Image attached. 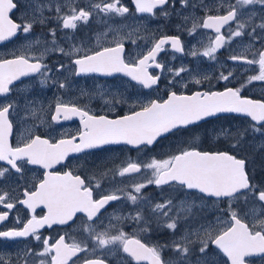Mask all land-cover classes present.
I'll return each instance as SVG.
<instances>
[{"label":"snow or ice","instance_id":"snow-or-ice-1","mask_svg":"<svg viewBox=\"0 0 264 264\" xmlns=\"http://www.w3.org/2000/svg\"><path fill=\"white\" fill-rule=\"evenodd\" d=\"M178 2L184 9L201 8L204 15L198 18L177 12V0H132L134 12L123 3V0H99L86 6L69 0L67 4H56L54 7L50 3L45 4L44 0H29L26 7L31 9V16L29 17L26 12L21 21L16 22L10 13L17 9L18 3L14 0H0V43L9 41L20 33L27 38L37 24L41 26L49 24L53 17L44 14L46 8L49 12H55L56 22V27L48 29L51 47L45 40L43 49L38 55L34 54L30 51L33 45L41 44V39L36 37L20 54L13 52L11 58H0V97H7L13 91L14 82L29 76H38L37 84L41 88H67L69 86L67 77L50 78L49 73L53 71L63 74L65 70H70L74 76L88 74L113 76L122 73L145 89L157 86L161 80V75L150 69L172 72L174 77H181L182 73L189 72L184 66L173 69L158 60L159 54L166 50V46H170L171 50L177 53L185 52L179 36L153 37L151 47L134 58L128 56L125 50V41L131 33L123 38L114 39L111 46L100 45L95 49L71 45L66 50L59 45L56 38L57 28L74 32L79 25L88 24L94 15L100 14L106 18L127 19L136 14H148L168 19L175 13L182 16L183 20V24L177 25L178 29L186 28L187 23L191 21V27L186 28L189 36L196 35L197 30L201 28L214 30L215 36L209 38L207 45H203L202 52L195 45L192 46L187 53L192 57L202 55L214 60L217 51L236 38L248 36L252 40H258L262 47L252 53L251 59L245 54H233L228 59L250 66L258 65V74L249 76L247 83L264 82V0H235V3L230 0L228 2L213 0L211 4L205 3V0H200L199 4L191 3V0ZM257 5L261 10V22L254 24L255 12L243 13L242 9ZM213 12L215 14H212ZM242 15H247V23L241 21ZM233 22L237 26L235 30L230 27ZM247 24H252L250 32L245 31ZM225 26H229L227 35L222 33ZM257 29H260L259 33ZM109 31L120 35L118 29L110 27ZM102 35L106 36L107 33ZM97 41L99 42V36ZM130 42L133 45L137 44L136 39H131ZM245 51L247 52V49ZM49 52L68 57L70 65L75 67L69 69L68 65L57 63L53 69L45 63ZM230 77H233L232 71L227 74L221 72L217 79L228 81ZM206 79L209 77H193V82L199 85ZM169 85L174 87L175 81L170 80ZM187 86V83L182 85L184 88ZM20 87L23 88V81ZM244 87L246 84L236 88L226 86L223 91L197 90L190 94L169 91L166 99H151L147 102L136 100L130 105L129 111L113 118L108 115H97L86 106L82 107L57 98L50 121L59 124L61 121H70L78 117L80 127L76 134L62 133L58 139L33 134L15 146L10 142L14 132L11 117L19 107L18 102L11 100L0 103V162L6 165L0 166V182L13 171L23 176L26 165H38L44 169L42 178L37 183L23 187L20 195L14 196L12 192L0 187V207L5 209L0 211V223L9 218V213L18 204L24 206L30 213V217L24 222L17 217L16 223H22L21 227L0 231V238L33 237L36 241L42 242V251L34 253L41 257L39 264L78 262L108 264L106 258L87 255L90 251L94 253L97 247L107 249L105 255L116 257L121 264H124L126 259H130L134 264H255L257 258L264 261V179L257 182L256 170L252 167L255 161L240 154L250 133L264 136V99L243 96L241 92ZM104 103L107 105L109 102L105 100ZM111 103L114 110L115 104L127 101L113 97ZM221 113L250 118L246 128L235 131L231 128L216 130L217 139L223 137L230 141L228 150L205 151L193 143L179 148L167 158L153 157L143 163L129 160L113 173V179L115 176L130 177L133 174H141L142 170L149 171L150 175L132 185L105 190L99 198L95 195L96 190L102 188L103 180L108 179L112 170L101 172L99 177L95 174L91 177H82L72 169L62 172L54 170L57 165H64L72 154L85 153L91 149H101L110 145H128L137 150L148 148L153 146L158 138L188 129L206 118ZM32 114L35 115V110ZM260 150H264V144L257 149ZM261 168L264 169V162L261 163ZM93 180L95 183H92ZM149 185H155L160 189L168 186L187 194L199 193L202 194L200 197L202 200L205 198L226 200L227 208L222 211L228 219L225 221L217 216L215 223L206 221L196 228L188 227L184 234L167 244H149L140 235L129 234L122 227L117 228L111 224V220L109 225L115 230V234L110 230H96L97 221L102 215L101 210L106 209L111 202L121 199L137 207L134 213L130 212L126 217L114 215L113 219L134 222L140 226V233L150 232L153 223L175 233L181 220L194 218V213L198 209L195 200L189 201L184 198L177 202L169 197L163 201L153 202L143 194V190ZM37 209L44 210V214L37 215ZM80 213L86 216L82 230L88 233L94 241V246L90 247L86 241L73 240L69 243L65 235H59L55 239L42 238L40 230L45 226L52 228L54 225H68L69 222H74ZM193 236L196 237L195 240L191 238ZM166 248L174 254L169 260L162 258ZM82 253L85 255L82 256ZM31 254H33L31 249L25 253L24 264H27V256ZM0 264L4 262L0 260ZM15 264H20V258Z\"/></svg>","mask_w":264,"mask_h":264},{"label":"flooded vegetation","instance_id":"flooded-vegetation-1","mask_svg":"<svg viewBox=\"0 0 264 264\" xmlns=\"http://www.w3.org/2000/svg\"><path fill=\"white\" fill-rule=\"evenodd\" d=\"M18 3L17 9H14L10 14L11 18L20 22L21 18L27 12L29 17L31 16V9L26 5L29 0H14ZM69 0H44L45 4H51L53 7L56 4H67ZM90 2L95 3L99 0H75V3L80 6H86ZM218 2V0H217ZM228 2V0H225ZM235 3V0H230ZM123 3L127 5L134 12V5L132 0H123ZM191 3L199 4L200 0H191ZM205 3L211 4L213 0H205ZM250 7H252L250 9ZM176 10L183 15H190L195 17H202L204 12L201 8H181L177 0ZM243 11V9H242ZM255 12L254 24L261 22V10L260 6H249L246 13ZM46 16L53 17L49 24L41 26L37 24L32 33L25 38L24 34L20 33L17 37L12 38L9 41L0 43V58H11L12 53L20 54L25 51L30 43L36 38L41 39L40 45H33L30 50L34 54L38 55L39 51L43 49L44 41L48 42V46L51 47V36L48 34L50 27H56L55 12H49L45 9ZM212 14H215L213 12ZM242 22L247 23V16L240 17ZM178 24H183L182 16L173 14L170 18L164 19L161 16L152 17L148 14H136L130 16L127 19L122 17H103L102 14L94 15L88 24H81L73 32L72 30H62L57 28L56 38L60 46L65 47L67 50L71 45L82 47L83 49H95L98 46H111V42L114 39L123 38L126 34L131 33L129 38L125 41L126 54L131 58L136 57L138 54L145 53L148 48L151 47V40L153 37H159L161 35L179 36L185 52L177 53L171 50L170 46H166V50L161 52L158 56V60L163 62L166 67L178 69L181 66L189 69V72L181 74V77H174V73L164 71L160 72L158 69H150L155 74L161 75V80L157 86L151 89H145L141 85L132 81L129 77L124 76L122 73L114 74L113 76H104L101 74H88L81 76H74L70 70H65L63 74L49 73L50 78L59 77L64 79L67 77L68 87L65 89H59L58 87L41 88L38 86L37 81L39 77H23V88L20 87L21 81L14 82L13 91L8 94L7 97H0V103H6L11 100L18 102L19 107L13 112L11 119L14 122L13 136L10 138V142L15 146L21 143L29 135H41L51 136L56 139L60 138L61 134L74 135L80 127L79 118L74 117L70 121H61L59 124L52 123L50 117L54 111V105L57 98L64 102H70L78 104L79 106H86L90 111L97 115H108L110 118L123 115L129 111L130 105L136 100L147 102L151 99H166L169 91L185 92L190 94L193 91H223L227 87H240L241 84H246V87L242 89L241 94L245 97L252 99H264L262 93L256 91V86L259 84L247 83L249 75L258 74V65H247L241 62H234L228 59L230 55L245 54L249 59L252 58V53L261 49L262 44L258 40H252L248 36H242L236 38L232 43L225 45V47L219 49L216 53V59H209L198 55L192 57L187 53L192 49V46L199 51H203V45H207L209 38L215 36L214 30L211 29H198L196 35L189 36L186 28L191 27V21H189L185 27L177 28ZM120 30V35L117 36L115 32L109 31V28ZM231 29H236V23L233 22L230 25ZM252 24H247L246 32L251 31ZM138 28V31L134 29ZM229 26L222 28V33L227 35ZM107 35H102L103 33ZM260 29H257V33ZM99 36V42L97 37ZM136 39L137 44L133 45L130 41ZM251 45V46H250ZM247 49V52L245 51ZM175 57V59H173ZM45 63H47L53 69L57 63H64L69 66V69L74 68V65H70L69 58L59 53L49 52ZM244 69L249 71L245 72ZM229 71L233 72V77H230L228 81L218 80L217 77L221 72L227 74ZM207 76L209 79L203 80L201 84H195L193 77L201 78ZM174 80L175 86L169 85V81ZM51 83V79L49 81ZM184 83H187V88L182 87ZM261 86H264V82ZM87 93V94H83ZM102 93V95H101ZM113 97L117 99H123L127 103L115 104L113 110ZM109 103L106 105L104 101ZM31 101V103H29ZM51 106V107H50ZM35 110V115L32 114ZM250 119L241 116H235L232 114H220L215 117L206 118L200 121L197 125L190 126L188 129L181 130L175 134H170L167 137H162L157 143L148 148H142L137 150L128 145H110L104 146L101 149L87 150L85 153L72 154L68 160L64 162V165H57V171H67L72 169L80 174L82 177H91L94 174L99 177L101 172L106 170H112L109 172L108 179L103 180L102 188L97 189L95 195L99 198V195L104 194L105 190H111L113 187H125L128 185L126 179L135 177L145 173L146 170H142L141 174H133L132 176L112 178L113 173L122 165H125L129 160L138 162H147L151 158L157 159L167 158V156L181 147H185L190 144H196L201 150H213L216 146L222 147L220 150H228L230 141L221 137L217 139L215 132L221 128H231L233 131L236 129L245 128L248 125ZM50 125V126H49ZM248 127V126H247ZM212 132V133H211ZM161 147V154L156 151ZM172 150V152H168ZM217 150V149H215ZM150 154V155H148ZM243 155V151L240 153ZM67 165V166H65ZM83 165V167H81ZM0 166L4 165V162H0ZM44 169L38 165H26L23 176L11 172L7 178L0 182V187H4L5 190L12 192V195H20L23 187L30 186L37 183L42 178ZM150 174V173H149ZM264 175V172H263ZM117 179H122V184H116ZM258 180V178H257ZM259 182V180L257 181ZM92 183H95L93 180ZM156 187V186H155ZM15 189V191H13ZM183 193V192H182ZM22 198V196H21ZM163 200H157V202ZM121 203H123L121 205ZM130 202L121 199L115 201L113 204H109L106 209L102 210L100 220L106 215L110 214L114 210H122L123 206L130 207ZM121 205V206H120ZM220 210L225 209L226 201L220 203ZM243 207V205H241ZM0 207V211H4ZM129 212H133V208L128 209ZM221 215L226 218L227 216L223 211H220ZM37 215H43L44 210L37 209ZM17 217L21 222L26 221L30 217L29 211L22 205H17L9 213V218L0 223V231L8 230L13 227H21V224H17ZM97 221V224H99ZM86 221V216L83 213L77 214L74 222H69L68 225H54L52 228L45 226L40 230L42 238L52 237L58 238L59 235H65L66 241L71 243L73 240L77 242L86 241L90 247L94 246V241L88 235V233L82 230V224ZM128 222V220H125ZM180 228H184L181 226ZM179 228V229H180ZM184 233V232H183ZM163 240L162 236L159 237ZM147 242L145 239H143ZM148 243V242H147ZM42 242L36 241L33 237L28 238H15V239H3L0 238V260L4 264H15L18 258H20V264H24L25 253L29 249L33 254L27 256V264H39L41 257L34 255L36 252L42 251ZM98 247L95 252H89V257L101 256L108 260V264H118L117 262L100 255L98 253ZM171 251L164 250L162 258L169 260L168 255ZM82 256L85 254H81ZM125 255V254H124ZM79 264V262H78ZM125 264H134L130 259L125 260ZM255 264H264V261L255 260Z\"/></svg>","mask_w":264,"mask_h":264},{"label":"rangeland","instance_id":"rangeland-1","mask_svg":"<svg viewBox=\"0 0 264 264\" xmlns=\"http://www.w3.org/2000/svg\"><path fill=\"white\" fill-rule=\"evenodd\" d=\"M252 7H250L251 9ZM247 9H243V13H246ZM254 12V11H253ZM244 17H246L247 15H243ZM261 17V16H260ZM245 72L249 71L247 69H244ZM251 76V75H249ZM248 76V77H249ZM259 86H256V91L258 93H262V95H264V86L262 85V81H256ZM254 83V81L252 82ZM248 125L245 126V128ZM212 133V132H211ZM264 144V136H260L259 134L253 135V134H249L246 137L244 146H243V155H246L249 160H254L255 163L252 165L253 168H255L256 170V174H257V178L258 180L264 179V169L261 168V163L264 162V150H260L257 151L258 148H260V145ZM156 151H158L161 154V147H159ZM168 152H172V150H168ZM150 155V154H148ZM148 162V160H147ZM145 173L148 174H142V175H138L135 177H130L127 178L126 183L128 185H132L136 182L145 180L150 174L149 171H145ZM122 179H117L115 181L116 184H122V181H120ZM257 180V181H258ZM130 190V189H129ZM143 194L146 197H149L153 202H157V200H164L166 198H173L175 201H180L184 198H187L189 201L191 200H195L196 204L198 205V209L197 211L194 213V218H189L188 220H181V222L178 224V228L176 230L175 233H173L172 231L168 230L166 232V234L164 236H162L163 240H161L158 236V231H159V226H157L156 223H153L152 225V230L150 232L147 233H140L139 232V225L135 224L134 222L128 220V222H126L125 220L121 221H117L116 219H113L114 215H120V216H124L126 217L128 215V213H130L128 211L129 208H133V212L135 208L137 207L136 205H132L130 204V207H128V209L126 208V206L122 207V210L120 211L119 209L114 210L113 212H111L110 214L106 215L104 218H102L99 222V224H97V231H102V230H110L112 232V234H115V230L110 228L109 222L111 220V224L116 225L117 228L122 227L123 230L129 234H137L140 235L142 239H145L149 244H156V243H161V244H167L170 243L174 238H178L180 235L184 234L183 232H185V229L188 227H192V228H196L200 223L206 222V221H212L213 223L216 222L215 218L217 216L222 217L223 220L227 221L228 217L224 218V216L221 215L222 210H220L221 205L219 204V201H214L213 202H205L203 201L200 196L192 193V194H187V193H182L181 191H176L173 190L169 187H166L164 189H158L157 187H155L154 185H149L146 189L143 190ZM123 203H121L122 205ZM120 205V206H121ZM227 206V204H226ZM258 207V205H257ZM147 215V213H145ZM171 215V213H170ZM183 215V213H182ZM181 226H184V228H180ZM180 228V229H179ZM193 240L196 239L195 236L191 237ZM110 247H115V246H110ZM167 252L171 251L170 249H165ZM98 253L101 255H104L105 257L117 262L118 264H121V262L116 258V257H109L106 256L105 254L107 253V249H100L98 248ZM120 255H124L123 253H120ZM173 252L171 251V254L168 255V258H172L173 257ZM125 264V261H124Z\"/></svg>","mask_w":264,"mask_h":264},{"label":"water","instance_id":"water-1","mask_svg":"<svg viewBox=\"0 0 264 264\" xmlns=\"http://www.w3.org/2000/svg\"><path fill=\"white\" fill-rule=\"evenodd\" d=\"M221 114H227V115H229V114H231V113H221ZM217 115H220V114H217ZM232 115H236V116H242V115H238V114H232ZM215 117V116H214ZM242 117H244V116H242ZM248 118V117H247ZM168 135V134H167ZM159 139V138H158ZM202 195V194H201ZM211 199H215V198H211ZM107 207V206H106ZM103 210V209H102ZM101 210V211H102Z\"/></svg>","mask_w":264,"mask_h":264},{"label":"trees","instance_id":"trees-1","mask_svg":"<svg viewBox=\"0 0 264 264\" xmlns=\"http://www.w3.org/2000/svg\"><path fill=\"white\" fill-rule=\"evenodd\" d=\"M222 147H220V146H216V148L215 149H217V150H220ZM215 149H213V150H215ZM210 202H213V200H209Z\"/></svg>","mask_w":264,"mask_h":264},{"label":"bare ground","instance_id":"bare-ground-1","mask_svg":"<svg viewBox=\"0 0 264 264\" xmlns=\"http://www.w3.org/2000/svg\"><path fill=\"white\" fill-rule=\"evenodd\" d=\"M155 186V185H154ZM104 210V209H103ZM214 247V246H213Z\"/></svg>","mask_w":264,"mask_h":264}]
</instances>
